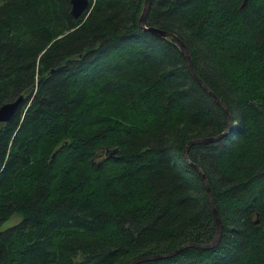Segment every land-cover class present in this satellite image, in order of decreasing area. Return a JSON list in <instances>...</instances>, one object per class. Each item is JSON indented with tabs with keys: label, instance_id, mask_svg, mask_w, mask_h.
Segmentation results:
<instances>
[{
	"label": "trees",
	"instance_id": "16d2710c",
	"mask_svg": "<svg viewBox=\"0 0 264 264\" xmlns=\"http://www.w3.org/2000/svg\"><path fill=\"white\" fill-rule=\"evenodd\" d=\"M0 0V264H264V0ZM112 150V153L109 151ZM257 219V222L255 220Z\"/></svg>",
	"mask_w": 264,
	"mask_h": 264
},
{
	"label": "water",
	"instance_id": "95a60500",
	"mask_svg": "<svg viewBox=\"0 0 264 264\" xmlns=\"http://www.w3.org/2000/svg\"><path fill=\"white\" fill-rule=\"evenodd\" d=\"M69 2H70V14L74 17H77L85 9V7L87 5V0H69ZM244 2H245V0H243L242 4ZM148 4H149V0H143L141 11H140V14L137 18V24H138L139 28L141 30L151 32V33L155 34L156 36H159L162 38L171 37L174 40L176 47L179 49V51L184 55V57L186 59L189 73L192 75L194 80L210 95V97L218 105L221 106V108L223 109V111L226 115V118H227V125H226L225 129L223 131H221L220 133L213 135V136L201 137V138H196V139H192V140L188 141V143L185 145L184 150H183V158L186 161H188L187 156H186L187 147L193 143H207V142L217 140L218 138L223 136L228 131V129L230 127V119H229L228 112H227L224 104L211 91H209V89L202 83V81L193 72L187 47L177 37H175V35H173L172 33L161 30V29L156 28V27L144 25V16H145ZM21 99H22V96L19 95L14 100L7 102V103H4L0 106V122L6 121L10 118V116L15 111L16 107L19 105ZM109 153H112V150L109 151ZM190 165L192 167H194L201 175L203 185L205 187L206 198L208 200V203L210 205L211 211H212L214 219H215V233H214L212 239L208 243L187 242V243L183 244L182 246H180L179 248H177V249H175L169 253L162 254V255L138 257V258L134 259L133 261H131L129 264L136 263L138 261L145 260V259H153V258H158V257L171 256V255L175 254L176 252H178L180 249L186 248L188 246L189 247H195V248L207 249V248H210L217 243V241L220 237V234H221V223H220L218 215H217V213L213 207L209 187L207 185L206 179H205L201 169L193 163H190ZM255 222H257V219L255 220Z\"/></svg>",
	"mask_w": 264,
	"mask_h": 264
},
{
	"label": "rangeland",
	"instance_id": "374dc122",
	"mask_svg": "<svg viewBox=\"0 0 264 264\" xmlns=\"http://www.w3.org/2000/svg\"><path fill=\"white\" fill-rule=\"evenodd\" d=\"M16 220V217L15 216H11L7 221H5L1 226H0V229L3 228V227H6L10 224H12L14 221Z\"/></svg>",
	"mask_w": 264,
	"mask_h": 264
}]
</instances>
